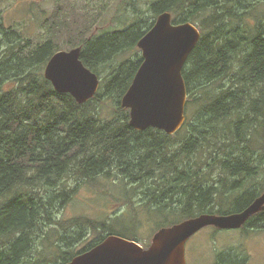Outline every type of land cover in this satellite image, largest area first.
<instances>
[{"label": "trees", "instance_id": "1", "mask_svg": "<svg viewBox=\"0 0 264 264\" xmlns=\"http://www.w3.org/2000/svg\"><path fill=\"white\" fill-rule=\"evenodd\" d=\"M263 7L264 0H153L147 5L149 17L137 13L139 20L123 30L84 41L83 32L70 36V41L79 42L81 62L100 80L96 95L81 105L69 94L56 92L42 75L58 43H33L0 24L7 52L12 51L0 61V264L30 260L37 239L45 236L44 226L53 223L52 211L64 208L76 193L77 187L62 183L65 179L97 187L99 176L118 177L126 188L122 213L99 224L88 220L85 224L101 234L81 250L58 252L59 264L106 236L138 242L143 223L155 228L156 217L178 216L181 223L203 214L246 209L264 191L255 181L260 171L264 173ZM56 11L51 27L61 26L65 15L60 4ZM164 12L173 15L172 24L198 22L200 32L182 69L187 94L182 127L190 112L192 121L180 142L173 136L182 127L167 135L129 125L121 99L143 61L139 51L124 64L112 65L118 55L136 50ZM202 154L211 160L208 167L217 168L195 165L193 159ZM207 170L209 176L201 174ZM215 172L218 179L211 177ZM256 186L262 188L254 190ZM37 189L54 191L39 195L33 192ZM136 194L143 196L138 208L132 201ZM125 215L131 216L130 222L114 226ZM248 220H254L251 226H264V210ZM162 227L169 226L156 232Z\"/></svg>", "mask_w": 264, "mask_h": 264}, {"label": "rangeland", "instance_id": "2", "mask_svg": "<svg viewBox=\"0 0 264 264\" xmlns=\"http://www.w3.org/2000/svg\"><path fill=\"white\" fill-rule=\"evenodd\" d=\"M151 1L153 0H0V24L6 29L15 30L27 41L33 43H46L51 40L54 43L57 42L59 45L58 47L56 46V52L69 51L74 48H81L78 46L79 42L74 43L69 40L70 36L78 35L83 32V41L91 40L99 33H113L129 27L131 25L130 23L139 20V18H137V13L141 15L140 17L142 18L149 17L147 5ZM57 4L61 5V15L64 13L65 15L61 17V26L51 27V22L53 21L51 18L58 13V11H56ZM259 15H264V7L261 12H259ZM59 17L60 15L57 18ZM171 17L173 18V15H171ZM156 18L153 20L154 22ZM47 19H50L48 24L45 23ZM250 21L252 23L254 22L252 19ZM195 24L198 27V22ZM88 27L89 30H86ZM7 41L8 40L2 35L0 36V61L4 60L12 53V51L9 53L7 52V46L5 45ZM136 51H139L141 55V51L136 47V50H132L131 53L127 51L124 54L118 55L112 61V65L124 64ZM46 64L42 69L43 77ZM100 69L102 68L100 67ZM2 70H5V68L1 67V71ZM102 73H107V70L102 71ZM188 121L190 123L192 121L191 112L187 118V126L185 125L182 127L180 133L173 136L174 141L180 142L188 136ZM225 152L230 153L233 151L226 149ZM219 154L222 155L221 152ZM233 154L236 153L233 152ZM254 156L259 158L256 153H254ZM193 160L195 165H199L202 170L217 168L214 164H211L209 167L206 165L207 162H211L207 154H202L200 157H195ZM261 162L262 161H260L259 166H261ZM262 168L263 167H261V169ZM201 174H207L209 176V170L203 173L201 172ZM211 177L218 179V173H213ZM98 178L99 185L97 187L84 185L80 182L75 184L69 179H65L62 182L66 187H77L76 193L71 196L64 208L58 211H52L53 215L51 218L53 223L50 226H44L45 236H41L37 239L36 246L30 255V260H26L24 264H59L60 253L58 252H76L81 250L86 245L88 246L96 241L99 234H101L97 227H90L85 224L90 223L88 220L93 222L91 224H99L101 221H108L114 213H122L124 207H122L120 200L125 198L122 193L124 194L126 182H122L118 177L117 180H105L102 176ZM255 181L264 185L263 171H260L259 174L256 175ZM251 187L253 186H248V188ZM256 187L257 188H254V190L258 189V186ZM127 188L133 189V186L127 185ZM248 188L245 192H247ZM260 188L262 187H259V189ZM48 191L54 190L37 189L33 192L44 195ZM139 192L140 190H138V193ZM244 193H239V195L242 196ZM263 193L264 191L261 192L258 197ZM142 198L143 196L138 194L132 197V201L137 208L139 205L141 206ZM256 215H258V213L253 216ZM153 216L156 217V215ZM130 218L125 215L124 218L119 219L120 221H115L114 226H126V224L130 222ZM140 219L142 222L145 220L143 217ZM148 219L150 220V217ZM154 219L158 220L157 222L159 224L157 227L154 228V225L151 226L152 224L149 225L147 222H144L142 228L138 232L137 243L144 249L150 246L155 234L154 232H156L159 227H170L173 225L172 223H179L181 220L178 216L170 218L160 216ZM212 228L207 227V229L200 231L190 239L187 245L188 264H194V254L196 257L199 252L203 254L205 249L212 242V239L216 237L219 243L225 245L232 243L231 240L233 239H238L235 245L239 246L241 244L242 248L248 252L251 257L249 264H264V239L261 235L245 237L242 240L239 237L244 236L243 230L237 231V233L232 230H238V228L230 229L231 231L218 232ZM240 228H242V226ZM126 238L127 240L130 239L129 237H125V239Z\"/></svg>", "mask_w": 264, "mask_h": 264}, {"label": "water", "instance_id": "3", "mask_svg": "<svg viewBox=\"0 0 264 264\" xmlns=\"http://www.w3.org/2000/svg\"><path fill=\"white\" fill-rule=\"evenodd\" d=\"M199 39L200 32L193 24H172L171 14L164 12L137 42L143 61L121 99L134 130L154 128L173 135L183 126L187 94L182 69ZM80 51L78 47L53 54L44 77L56 92L69 94L81 105L94 97L99 78L81 62ZM263 210L264 193L240 213L203 214L162 228L146 249L135 241L109 236L66 264H186L185 243L199 230L237 229Z\"/></svg>", "mask_w": 264, "mask_h": 264}, {"label": "flooded vegetation", "instance_id": "4", "mask_svg": "<svg viewBox=\"0 0 264 264\" xmlns=\"http://www.w3.org/2000/svg\"><path fill=\"white\" fill-rule=\"evenodd\" d=\"M254 223V220H248L242 225V228H238V230H232L235 233L237 231H244V236L239 237L240 239H244L245 237H254L255 235H261L264 239V226H251ZM212 228V227H210ZM206 228L199 230L193 236H191L185 243L184 246V256H185V263L188 264L187 261V245L188 242L192 237L198 234L200 231H203ZM216 231H231V230H221L212 228ZM247 230V231H246ZM238 239L231 240L232 243L230 244H223L219 243L216 238L212 239V242L208 245L205 249L204 253H198L197 257L194 254V264H249L251 261V257L246 250L242 248V245L239 246L235 245V242Z\"/></svg>", "mask_w": 264, "mask_h": 264}, {"label": "bare ground", "instance_id": "5", "mask_svg": "<svg viewBox=\"0 0 264 264\" xmlns=\"http://www.w3.org/2000/svg\"><path fill=\"white\" fill-rule=\"evenodd\" d=\"M248 179H249V178H248ZM245 183H246V182H245ZM241 185H242V184H241ZM234 187H235V186H234ZM110 236H113V235H110ZM107 237H109V236H106L105 238H107ZM105 238H104V239H105ZM104 239H103V240H104Z\"/></svg>", "mask_w": 264, "mask_h": 264}]
</instances>
